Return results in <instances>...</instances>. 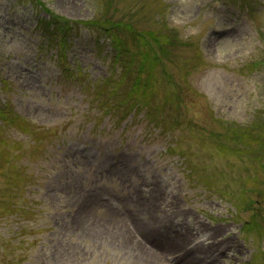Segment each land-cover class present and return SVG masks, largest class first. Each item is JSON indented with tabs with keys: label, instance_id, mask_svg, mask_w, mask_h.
Segmentation results:
<instances>
[{
	"label": "rangeland",
	"instance_id": "obj_1",
	"mask_svg": "<svg viewBox=\"0 0 264 264\" xmlns=\"http://www.w3.org/2000/svg\"><path fill=\"white\" fill-rule=\"evenodd\" d=\"M0 264H264V0H0Z\"/></svg>",
	"mask_w": 264,
	"mask_h": 264
},
{
	"label": "trees",
	"instance_id": "obj_2",
	"mask_svg": "<svg viewBox=\"0 0 264 264\" xmlns=\"http://www.w3.org/2000/svg\"><path fill=\"white\" fill-rule=\"evenodd\" d=\"M57 17H55L54 16V14H52V16H51V18H50V20L49 21H47V23L48 24H53V23H59L58 22V20L56 19ZM65 21H66V19H64ZM110 20V19H109ZM79 22H84V23H87V24H92V23H96V20H79ZM107 22V21H106ZM102 23H103V21H102ZM114 24V25H113ZM113 24H111V25H113V26H117V27H120V25H121V23H118V22H116V23H113ZM62 26H64V25H62ZM107 26H108V29H99V31H101V32H103V31H106L107 33H110L111 32V26H110V24L108 25L107 24ZM128 26V25H127ZM130 26V25H129ZM147 34H149V35H151L152 37H154V38H156V39H158L157 37L159 36V37H167V35L166 34H164V36L163 35H161V33H155V32H153V31H147ZM114 38H113V41L115 42V43H118L119 44V42L118 41H121L118 37H116V36H113ZM154 59H156V61H158V59L157 58H154ZM144 64V61H143V63H142V65ZM140 77L139 76H137L136 77V79H135V86H138L139 85V83H140ZM142 87H144L145 89L146 88H148L149 87V85L147 84V83H143L142 82ZM260 125H261V122L259 121V122H255V124L252 126V127H254V126H256V127H260ZM242 134H244V133H242ZM250 136H249V138H253V139H258V137H256L255 135H252L251 133L249 134ZM234 139H237V138H242V135H240L239 134V131H238V129H236L235 130V134H234V137H233ZM248 151H250V152H252L251 150H249L248 149ZM247 190H249V187H243V191H242V193H244V191H247ZM243 195H245V194H243ZM240 198V197H239ZM241 202H243V201H239L238 202V207H239V203H241Z\"/></svg>",
	"mask_w": 264,
	"mask_h": 264
},
{
	"label": "bare ground",
	"instance_id": "obj_3",
	"mask_svg": "<svg viewBox=\"0 0 264 264\" xmlns=\"http://www.w3.org/2000/svg\"><path fill=\"white\" fill-rule=\"evenodd\" d=\"M187 252L190 254L191 259H195V258L201 259L204 256V255L203 256L201 255L202 250H201V248H198V247H191ZM203 253H204V251H203Z\"/></svg>",
	"mask_w": 264,
	"mask_h": 264
}]
</instances>
